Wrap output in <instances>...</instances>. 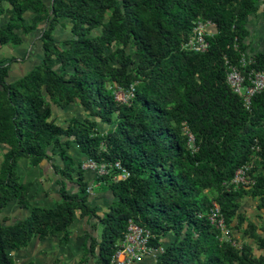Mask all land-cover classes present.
Listing matches in <instances>:
<instances>
[{
  "label": "trees",
  "instance_id": "16d2710c",
  "mask_svg": "<svg viewBox=\"0 0 264 264\" xmlns=\"http://www.w3.org/2000/svg\"><path fill=\"white\" fill-rule=\"evenodd\" d=\"M261 5L264 13V0H0V51L19 48L39 32L31 55L37 50L40 56L14 80V59L0 56V215L11 201L28 211L11 225L0 217V264H13L7 251L26 247L32 237L67 241L77 211L100 226L91 246L98 249L95 264H109L129 219L150 232L151 246H163L155 264H264L249 245L220 241L207 219L214 201L225 225L236 217L240 230L241 199L257 198L264 208V94L245 111L225 83L224 64L236 65L248 53L247 23ZM198 19L213 24L207 51H181ZM58 28L70 37L57 41ZM250 52L246 70L264 71V52ZM134 82L131 104H116L108 85ZM74 102L84 118L56 125L52 107ZM100 124L108 128L103 134ZM184 127L196 152L187 146ZM255 146L262 169L255 184L227 190L224 184L252 159ZM71 148L96 162L117 161L129 173L116 183L96 180L112 195L100 215L88 205V183ZM54 157L61 162L52 164L62 179L59 201L50 209L31 206V184L20 181L18 163L37 168ZM66 182L77 191L69 193ZM254 230L249 223L243 229L264 250ZM168 234L172 239L163 245Z\"/></svg>",
  "mask_w": 264,
  "mask_h": 264
},
{
  "label": "built area",
  "instance_id": "2783aa9c",
  "mask_svg": "<svg viewBox=\"0 0 264 264\" xmlns=\"http://www.w3.org/2000/svg\"><path fill=\"white\" fill-rule=\"evenodd\" d=\"M213 24L210 21H202L200 19L194 22L191 33L188 38L181 43L180 50L190 53H204L207 51L209 44L207 37L212 35ZM251 63L249 55L241 54L236 65H232L225 60V83L231 92L237 95L241 101L245 111H250L251 102L254 96L264 94V71L246 70ZM136 83L130 84L127 88H123L117 84L108 85L113 100L118 105L129 106L134 98ZM183 135L187 139V146L192 152H196L195 140L191 132L187 128H183ZM254 156L250 161L240 166L233 174L231 180L224 184L227 190L238 189L240 187L250 188L255 184L253 178V163L257 160L256 153L259 149L253 147ZM79 170L88 172L94 176V181L101 177H111L112 182L124 181L129 177V173L121 166L119 162H96L92 159H84L79 164ZM118 171L116 175H112V171ZM99 186L100 182L96 181ZM95 183L88 184L86 189L89 195ZM207 219L209 223L219 233V240L226 241L232 246L238 247L233 239L231 228L227 227L221 214L219 205L212 202L208 211ZM153 236L150 232L133 220H128L122 237L115 242L113 253L110 257L109 264H141L149 261L155 264L158 256L164 251L163 246H151L150 241Z\"/></svg>",
  "mask_w": 264,
  "mask_h": 264
},
{
  "label": "crops",
  "instance_id": "0c3cea01",
  "mask_svg": "<svg viewBox=\"0 0 264 264\" xmlns=\"http://www.w3.org/2000/svg\"><path fill=\"white\" fill-rule=\"evenodd\" d=\"M256 16L259 17L260 19H264L262 5L258 9L257 14L254 17ZM252 18L253 17H250L248 22ZM260 32L261 33L258 36V41H260V44L261 43L264 44V24L263 27H261ZM250 39L252 40V33L249 34V39H248L249 45L251 43ZM261 48H262L261 50H252V48L249 46V50L253 52H264V45L263 46L261 45ZM29 49L31 48L29 47ZM64 109H60V110H64ZM70 150L75 152L76 148H71ZM70 157L72 158V156ZM81 158L82 159L79 160L78 164H80L85 159L84 157ZM57 159L58 160L55 161V157H54L52 161L48 162L51 168H52V164L61 165V162L58 157ZM45 163L46 162H43L37 168L39 169L42 168L44 165H46ZM37 168H31V169H37ZM83 177L85 182H87L88 184L94 182L95 183L94 188L98 189L97 192L93 190L94 188L92 189L91 193L89 194L88 205L90 206V208H96L95 210L97 214L100 215V212H98V208L101 205L99 203L101 204L105 203L106 200L109 202L110 200H112V195L109 192V190L104 191L105 187H103L102 189L103 191L100 190L102 184L97 186L96 185L97 183L96 181H94L95 179L92 174L88 172H83ZM45 178H44L45 180H41L40 182L37 179L38 182L36 184L30 178L23 179V181L21 180L20 181L22 183L29 182L31 184V188L28 194V201L31 206L50 209L53 208L55 206V203L59 201L58 183L60 182V180L57 177L54 178V182L57 186L56 189L57 196L55 197V195L53 194V189L51 190L48 186L49 184L48 178L47 177ZM39 184L40 186H42V188H39L37 192L36 188L38 187ZM68 184L69 186L71 185V187H74V191L69 193H75L77 191L76 185L73 182L71 183L66 182L65 187L68 189H69ZM33 196H35L36 198L35 200H32ZM239 204H240L239 212L241 214H243L245 217L247 216L254 217L253 221L255 220L254 221L255 225L258 226V228L254 230V233L261 239H264V208L260 207L259 200L257 198L252 199L250 197H245L240 200ZM27 215H28L27 210L18 208L16 202L11 201L9 202L7 207L2 211L0 217L5 225H11L17 223L18 221L23 220L25 217H27ZM94 227L97 228V231L95 233L93 232ZM99 228L100 227L96 219H94L93 217L92 218L80 217L79 212L77 211L76 214L73 215V222L69 227V239L67 241L61 242L57 236H53V235H49L44 239H38L37 237H32V239L30 240L29 244L26 247L20 250H8L7 255L12 260L13 264H28V263H32V261L35 262L34 260H42L45 258L46 259L48 258L49 260H55L52 264H58V263L64 264L63 260H71L72 262H70V264H74V263L95 264L98 249L96 246L95 247L94 246L91 247V246L94 245L99 239V235H100ZM242 237L244 241L242 243H244L245 245H249L251 247L253 256L255 257L264 256V250L258 248V246L255 244L253 239H251L250 237L249 238L248 237L244 238V236ZM141 264H151V263L149 261H144Z\"/></svg>",
  "mask_w": 264,
  "mask_h": 264
},
{
  "label": "rangeland",
  "instance_id": "374dc122",
  "mask_svg": "<svg viewBox=\"0 0 264 264\" xmlns=\"http://www.w3.org/2000/svg\"><path fill=\"white\" fill-rule=\"evenodd\" d=\"M44 2L46 4H48L50 2V0H44ZM263 24H264V19H260L257 16L253 17L247 24V28L249 30V33H252V40L250 39L251 43L249 45L252 48V50H261L262 49L261 45L262 46L264 45L262 43L260 44V41H258V36L261 33L260 31H261V27H263ZM94 34H97V32H95ZM54 37L57 41H62V40L69 38L70 35L68 33V30L58 28V30L54 33ZM38 39H39V32H34L31 35L25 37L24 43L18 49H12L11 47H4L1 49L0 56H3L5 58H7L8 60L14 59V62L12 63V66H11V72L9 74V80H14V79L21 77L26 71H28L31 68V66L33 64L38 62L39 57H40L39 52H37V50H36L37 54L31 55V53L33 51V50L31 51L32 43L34 41L38 42ZM29 47L31 49H29ZM250 51L251 50H248V53H246L245 55L250 54L251 53ZM127 52H129V53L132 52V49L130 47L127 48ZM52 109H53L52 119L54 120L56 125L61 126V127H66L67 123L72 119H82L85 116V114L83 113V111L81 110V108L78 106V104L76 102L70 104L64 110H60V109L55 108V107H52ZM107 129L108 128L105 125H102V124L98 125V130L101 134L105 133ZM3 150H4V147L2 145H0V160H1V155H2ZM68 154L70 156H72V158L74 159V162L76 164H78L79 160L82 159L81 157H83L78 153V151L73 152L70 149L68 150ZM56 160H58L57 157H55V161ZM256 163H257V161L255 160L253 163V173H254L253 178L254 179H256L257 175L262 172V169ZM45 164L46 165H44L40 169L39 168L31 169L27 165L26 160H22L18 163L17 173L19 174L21 181H23V179L30 178L35 184L38 181L40 182L41 180H45L46 179L45 177H47L48 183H49L48 186L51 190L53 189V194L56 197L57 196V193H56L57 192L56 191L57 186L54 182V178L57 177L60 181L62 179L60 178V176L58 174H56V176H55L54 171L50 167V164L48 162H46ZM37 179H38V181H37ZM68 187H69V189L66 188L68 192L74 191V187H71V185L69 186V184H68ZM103 187H105L104 191L108 190V188L104 185H102L100 190H102ZM39 188H42V186H40V184L36 188L37 192H38ZM93 190L95 192L98 191L97 188H94ZM35 199H36L35 196H33L32 200H35ZM111 201L112 200H110L108 202L106 200L105 203H102V204L99 203L101 206L98 208V212H100V214H102V212H105L107 209V206L110 204ZM74 214H76V212ZM239 214H240V216L242 215L244 217V222L242 223V227L240 228V230H238L236 228V225H237L236 217L234 218L232 226L230 227L233 239L235 240L236 245L238 247L241 244H244V243H242V242H244L242 236H244V238L248 237V235H245L244 231H243V229L246 228L247 223L251 224L254 227V229L258 228V226L255 225V222H254L255 220L253 221L254 217H251V216L245 217L240 212H239ZM96 231H97V228L94 227L93 232L95 233ZM171 239H172V235L168 234L166 237L162 238L160 240V242L163 245H166ZM34 261L35 262L32 261L33 264H52L55 260H49L48 258L47 259L45 258L42 260H34ZM63 261H64V264H70V262H72L71 260H63ZM58 264H60V263H58Z\"/></svg>",
  "mask_w": 264,
  "mask_h": 264
}]
</instances>
